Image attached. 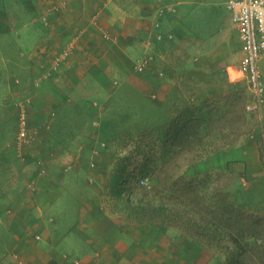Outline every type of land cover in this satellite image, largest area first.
<instances>
[{
  "label": "crops",
  "instance_id": "obj_1",
  "mask_svg": "<svg viewBox=\"0 0 264 264\" xmlns=\"http://www.w3.org/2000/svg\"><path fill=\"white\" fill-rule=\"evenodd\" d=\"M223 4L0 0V264H15L14 255L26 264H72L63 259L67 254L82 264H220L224 254L212 255L174 229L162 230L152 242L153 227H133L107 213L98 187L106 184L116 159L97 139L85 144L84 131L74 123L88 117L75 114L80 105L93 101L102 110L108 103L119 105L114 98L120 87L162 111L167 102H175L176 87L184 85L180 80L192 70L224 72L226 84L233 87L237 80H231L229 70L239 64L240 44L228 9L232 26L220 23L216 8ZM147 54L150 65L137 72L136 60ZM262 70L264 81V63ZM211 90L201 89L191 100H201ZM20 109L28 113L33 139L28 146L17 137ZM253 139L251 134L233 150L208 157L202 170L230 168L237 160L250 177L258 169L263 174L255 153L257 137ZM34 158L43 160V174ZM258 209L256 213L264 211V205ZM71 212L75 217L67 226L49 215ZM137 227L144 232L141 238L133 234ZM168 230L179 241H169L161 256L159 241ZM68 236L78 239L77 248L65 240Z\"/></svg>",
  "mask_w": 264,
  "mask_h": 264
},
{
  "label": "trees",
  "instance_id": "obj_2",
  "mask_svg": "<svg viewBox=\"0 0 264 264\" xmlns=\"http://www.w3.org/2000/svg\"><path fill=\"white\" fill-rule=\"evenodd\" d=\"M246 104L247 97L241 89L205 97L197 104H184L168 122L160 142L161 152L156 156L155 151L147 160L151 164L145 161L138 168L137 173L149 175L152 184L146 189L147 186L140 185L143 188L138 191L137 201L130 196L133 191L128 190L126 223L149 225L158 233L172 228L206 244L207 250L213 246L223 250L226 242V252L231 253L233 264H264L261 218L245 214L231 202L224 203V199L217 203V208L213 207L200 187L181 173L185 166L192 167L207 156L233 150L251 132V114ZM155 162L158 164L152 165ZM124 168L125 164L119 162L111 187L118 200L128 189L126 181L121 180ZM158 233L155 237L160 236Z\"/></svg>",
  "mask_w": 264,
  "mask_h": 264
},
{
  "label": "rangeland",
  "instance_id": "obj_3",
  "mask_svg": "<svg viewBox=\"0 0 264 264\" xmlns=\"http://www.w3.org/2000/svg\"><path fill=\"white\" fill-rule=\"evenodd\" d=\"M219 1H224L223 5H220V7L216 8L220 23L231 27V17L225 7V1L227 0ZM229 74L231 80H237L234 81L235 84L233 87H230L226 84V74H224V72L216 73L208 69L195 71L192 70L190 74L188 73L186 77H182L180 80L184 85L180 89L176 87L177 93L175 96V102H167L166 107H164L162 111H156L153 108L151 109L146 100H143L137 93L131 92L129 94L127 92L129 89L125 87H120L119 92L115 94L114 100H118L119 105L115 104L116 102L108 103L107 108H104L103 110L100 104L96 105V102L93 101H91V103L88 105H80L79 112H76L75 114H84L88 117L75 120L76 122L74 123V128L84 131L82 137L84 136L83 140L85 144H88L89 141L97 139L101 141L99 142L101 147L105 149L110 148V158L116 159L114 161V166L111 167L112 172L110 173L106 184L98 187V191L100 193L97 191V193L100 194L102 207L107 213L116 214L119 218H124L125 211L128 209L126 208L127 204L125 202V199L128 196V190L133 191L130 196L134 201H137L138 191L140 188H143L140 186L142 185L141 181L144 180V183L147 184L145 189L151 186V177L149 175L140 176L139 172L137 173L138 168L143 163H145V161L151 159L150 155H153L155 151H157L155 153L156 156H158V154L161 152L160 142L162 135L165 133L168 122L183 109L184 104L190 105L201 102L203 98L201 100L199 98L200 102L198 100H191V98L194 97L193 95H195L199 90L212 89V92L208 93L206 96L210 97L226 94L235 89H241L247 97V103L251 101V95L248 90L245 77L241 76L238 78V74L234 69H230ZM111 75L115 77V74L112 73ZM232 77H237V79H232ZM131 107L132 111H130L132 113L127 111ZM105 109L107 110L105 111ZM23 110L24 109H20V112H23ZM49 114L54 113L50 112ZM250 114V121L252 124L251 132L243 136L240 139L238 145L241 143L242 139L247 140L248 136L251 134H254L253 140H255L257 137L255 153L257 154V158L259 157L263 164V168L260 169L263 171V174L258 169L257 171L254 170L253 175L250 177L249 174L246 173L244 162L237 160H234V164L231 163L230 168L202 170L201 163L207 159L208 156L194 163L195 165L192 167L185 166L181 173H184L188 180H191L200 187L201 192L204 194L205 200L212 204L213 207L217 208V203H220L221 199H224V203L231 202L236 209H243L242 212L245 214L256 215L260 217L262 223L264 224V211L260 213H256L255 211L259 210L258 208L264 205V135L262 134L264 126H262V131L260 126L261 124L264 125V108L260 113L250 112ZM26 117L28 121V113H26ZM69 127L70 125L66 124V127L64 128L69 129ZM32 140L33 139L32 137L30 138L28 132V137L24 145L28 146L29 142ZM238 145L236 147H238ZM20 155L22 156L23 152H21ZM34 160L37 161L38 171H41L43 174V172L46 171L44 164H42L43 160L41 159L42 162H39L40 159L38 160V158H34L33 162ZM119 162H123L125 164V168L123 169L125 172L121 180H125V185L128 186V189L123 190L120 200H118L116 196L113 195L114 191L111 190L114 181V173L116 172ZM147 162L151 164L150 161ZM93 163L94 162H92V164ZM155 164L158 163L155 162L152 165ZM64 203L65 202H61V204ZM49 215H53L56 221L63 223L65 226H67V224H69L75 217V214L72 212L71 214L49 213ZM132 226L135 227L141 225L134 223ZM137 229L138 232H134V236H143L144 232L140 231L139 227H137ZM61 233L66 232L61 230L60 234ZM157 233L158 231H154L152 234L149 233L151 235L149 239H147L154 242L153 236H155ZM158 234H162V232H159ZM164 237L165 238H162L164 239L163 243L159 241V238L155 241L156 248L159 247L157 246V242L159 241V250L162 252L161 256H164V249H167L169 241H179V237L174 235V233L170 230L165 233ZM39 239H42V237L40 236ZM65 240L71 241V245L74 249L80 244L78 239H71L70 236H68ZM197 243L200 244V241H197ZM161 244H165L163 245L164 247L161 246ZM201 244H203L202 246L205 248L206 244ZM222 246L225 247V250L223 249L219 251L217 246H213L212 248L209 247V252H212V255L215 256L218 253L224 254V259L220 261V264H233L234 260L231 253L229 251L226 252V242H224ZM72 253L75 254L76 257H79L77 251H73ZM67 255H63L64 260H67L68 262L70 261L72 264H75L76 262L82 264L80 259H72L71 256L68 255L71 258V260H69L70 258ZM17 259H20L24 263V261L18 256ZM216 262H218L217 258ZM130 264L133 263L130 262Z\"/></svg>",
  "mask_w": 264,
  "mask_h": 264
},
{
  "label": "built area",
  "instance_id": "obj_4",
  "mask_svg": "<svg viewBox=\"0 0 264 264\" xmlns=\"http://www.w3.org/2000/svg\"><path fill=\"white\" fill-rule=\"evenodd\" d=\"M227 9L235 24L240 44V59L235 70L240 76L245 77L251 95V101L246 104V110L260 113L264 108L262 70V63H264V0H228ZM151 60V55H143L136 60L135 70L143 72L150 65ZM18 123V141L25 143L28 137L25 111L20 112ZM262 134L264 135V130ZM141 183L144 185V180ZM39 238V235L35 236V239ZM14 257L15 264H24L20 259H17L16 255Z\"/></svg>",
  "mask_w": 264,
  "mask_h": 264
}]
</instances>
